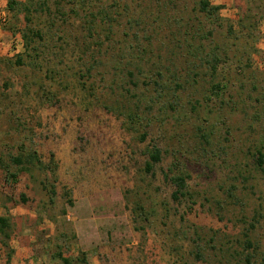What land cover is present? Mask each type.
Returning a JSON list of instances; mask_svg holds the SVG:
<instances>
[{
  "label": "rangeland",
  "instance_id": "obj_1",
  "mask_svg": "<svg viewBox=\"0 0 264 264\" xmlns=\"http://www.w3.org/2000/svg\"><path fill=\"white\" fill-rule=\"evenodd\" d=\"M71 1L55 27L35 14L31 25L47 34L38 52L21 33H0V157L36 150L45 165H12L11 182L0 167L12 264H60L58 244L89 264H197V245L205 264H247L248 253L261 264L264 0H210L222 5L213 15L201 0L85 2L109 7L108 24L73 15ZM154 141L163 160L147 173ZM170 167L190 174L191 199L172 197ZM22 192L27 204L16 203ZM6 254L0 244V264Z\"/></svg>",
  "mask_w": 264,
  "mask_h": 264
},
{
  "label": "trees",
  "instance_id": "obj_2",
  "mask_svg": "<svg viewBox=\"0 0 264 264\" xmlns=\"http://www.w3.org/2000/svg\"><path fill=\"white\" fill-rule=\"evenodd\" d=\"M50 0H8L7 3V10L8 15H11L12 20L9 19L10 16H8V19L6 22H3L4 30L12 32V34L15 36L18 33H21L23 39H24V46L26 50H28V53L33 51H40L41 45H39V41H43L46 37V32L41 28L33 27L31 24L33 23L35 14L38 15V13H48L47 15L51 16L53 15L52 22L48 25V27L52 28L55 27V20H61L67 22V11L64 10L63 0H54L55 2V14L52 13V8L49 5ZM74 6L71 8V12L73 15H88L90 18V24H93L97 20L96 15H101V21L103 23L113 22L114 21V12L109 10V7H101L97 10V12L93 11L91 7L87 8L84 6L86 4L85 2H88V0H72L71 1ZM222 9V5H213L210 0H201L200 1V10L202 12L207 13L208 15L216 14L219 10ZM111 15V17H110ZM87 16V17H88ZM107 19V20H106ZM9 20V21H8ZM1 22V21H0ZM108 24V23H107ZM112 24V23H111ZM92 27V25H91ZM109 26L104 28L103 30H109ZM59 29V27H57ZM106 32V31H105ZM108 37V35H107ZM59 38L62 39V36L60 35ZM30 54V53H29ZM36 54V53H35ZM222 61V59L219 56H214L210 60H208V63L211 65L212 68L211 71V79L214 80L215 73L217 70V65ZM22 54L18 55L17 57V64H22ZM159 76L162 77L163 74L159 72ZM157 86L162 87V83L159 81H154ZM215 88H218V84H214ZM48 100H51V98H48ZM175 103L177 101H174ZM171 102L170 106L174 108L175 103ZM147 134L142 135V140L146 138ZM206 139V134L202 135ZM208 142V140H207ZM148 153V160L146 161L145 170L147 173L153 172L154 167L156 164L162 162L163 160V149L154 141L151 146L147 149ZM256 160L259 166L264 165V154L258 150V153L256 155ZM11 164H8L3 160L2 157H0V167L5 170V180L7 182L16 181L19 177V172H12L10 170L12 165L18 166V170L20 172L30 171L32 167L38 165L40 167H45L43 164L42 159L40 158L38 152L36 150L30 151L29 153H21L18 155H11ZM175 167L176 164L174 163ZM173 165V166H174ZM173 167H170L167 171H164L165 179L169 182H171L175 189L172 193V197L174 200L180 201L182 198L185 199L188 196L189 198H192V195L188 189V179L190 178V174L188 172L179 170L178 172H175L173 170ZM51 202H55V196L57 195V191L55 189V185L52 184V188L50 189ZM30 198L29 196L22 192L20 194V198L16 200V203L18 204H27L29 202ZM68 202L70 205L73 204V201L71 198H68ZM141 208V207H140ZM13 220L9 216L0 215V244L6 248L7 252V264H12L14 249H12L10 245V240L13 237L12 232L14 230L13 228ZM247 246H252V243L250 241H247ZM52 258L54 260H58L60 264H89L87 255L83 252L80 256H71L66 255L64 251V247L61 244L57 245V249L52 252ZM194 256L196 259L197 264H205L206 260L204 257V254L201 250V247L197 245L196 250L194 252ZM253 255L252 253H248L245 257L247 264H253L252 263ZM261 264H264V256L262 257Z\"/></svg>",
  "mask_w": 264,
  "mask_h": 264
},
{
  "label": "crops",
  "instance_id": "obj_3",
  "mask_svg": "<svg viewBox=\"0 0 264 264\" xmlns=\"http://www.w3.org/2000/svg\"><path fill=\"white\" fill-rule=\"evenodd\" d=\"M7 3L8 0H0V7H3L1 10L0 8V15H8V10H7ZM5 32L4 29L2 28V25L0 24V33ZM3 35V34H2Z\"/></svg>",
  "mask_w": 264,
  "mask_h": 264
},
{
  "label": "built area",
  "instance_id": "obj_4",
  "mask_svg": "<svg viewBox=\"0 0 264 264\" xmlns=\"http://www.w3.org/2000/svg\"><path fill=\"white\" fill-rule=\"evenodd\" d=\"M6 21V16L2 17V23Z\"/></svg>",
  "mask_w": 264,
  "mask_h": 264
}]
</instances>
